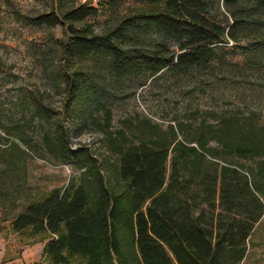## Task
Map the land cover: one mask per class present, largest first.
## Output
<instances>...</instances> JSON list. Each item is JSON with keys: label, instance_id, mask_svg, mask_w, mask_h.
Instances as JSON below:
<instances>
[{"label": "trees", "instance_id": "obj_1", "mask_svg": "<svg viewBox=\"0 0 264 264\" xmlns=\"http://www.w3.org/2000/svg\"><path fill=\"white\" fill-rule=\"evenodd\" d=\"M52 1L49 10L29 22L64 27L66 38L58 44L66 61L102 60L118 78L211 67L228 39L249 40L237 34L258 22L230 10L240 0H131V7L97 30L86 21L97 16L96 7ZM249 1L252 15L264 9V0ZM219 2L233 17L231 23L222 25L213 15ZM116 3L103 0L108 10ZM150 30L162 40L151 49L133 45ZM253 39L241 47L246 56L264 48V35ZM72 75L68 109L85 112L95 104L94 85L82 70ZM104 113L108 124L110 111ZM237 122L224 119L217 130L200 128L184 139H178L184 127L179 123L168 125L167 137L154 133L145 140L142 134L136 144L110 136L117 166L102 165L87 146L71 147L57 131L46 139V147L79 173L78 180L26 201L11 217L10 230L31 243L43 242L41 259L34 264H242L251 233L264 216L262 187L249 171L208 145L213 136L238 157L261 158L263 168V138ZM14 148L24 152L11 141L2 154L8 168L18 172L16 156H6ZM8 192L0 187L1 195Z\"/></svg>", "mask_w": 264, "mask_h": 264}, {"label": "rangeland", "instance_id": "obj_2", "mask_svg": "<svg viewBox=\"0 0 264 264\" xmlns=\"http://www.w3.org/2000/svg\"><path fill=\"white\" fill-rule=\"evenodd\" d=\"M52 2L0 0V187L9 191L8 195L0 194V250L2 246L5 249L0 264L18 257L27 246L43 243H31L24 234L10 230V219L22 205L53 188L65 187L71 179L78 180L79 173L58 161L46 147V139L57 131L66 136L71 147L87 146L102 165L110 162L113 166H117L118 154L109 148L110 136L125 145L136 144L142 134L145 140L154 133L167 137L170 124L184 125L178 135L184 139L200 128L204 133L215 131L224 119L232 118L264 140V48H257L250 56L241 49L264 35V9L253 16V1L240 0L230 8L237 17L257 19L251 30L237 34L251 39L238 43L228 39L217 51L221 60L216 58L211 67L124 78L113 76L102 60L72 64L62 57L58 42L66 38L64 27L34 25L28 20L49 10ZM75 2L97 8V16L86 20L97 30L108 27L117 13L132 6L131 0H117L111 10L103 0ZM213 8L222 25L232 22L221 2ZM160 40L150 30L140 33L133 45L151 49ZM78 69L90 76L95 88V104L85 112L68 109V89L72 73ZM105 108L110 111L108 124ZM208 139V145L218 148L223 159L249 171L251 179L262 187L264 200L261 158L238 157L221 148L213 136ZM11 141L24 151L14 148V154H6L16 156L18 172L8 168L2 154ZM242 264H264V216L251 233Z\"/></svg>", "mask_w": 264, "mask_h": 264}, {"label": "crops", "instance_id": "obj_3", "mask_svg": "<svg viewBox=\"0 0 264 264\" xmlns=\"http://www.w3.org/2000/svg\"><path fill=\"white\" fill-rule=\"evenodd\" d=\"M43 243H35L31 246L23 248L18 257L9 258L4 264H34L41 259ZM5 255V249L2 246L0 257Z\"/></svg>", "mask_w": 264, "mask_h": 264}]
</instances>
